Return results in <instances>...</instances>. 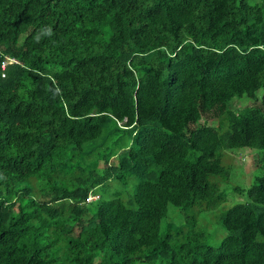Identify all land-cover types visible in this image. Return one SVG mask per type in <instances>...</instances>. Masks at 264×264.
<instances>
[{
    "label": "trees",
    "instance_id": "obj_1",
    "mask_svg": "<svg viewBox=\"0 0 264 264\" xmlns=\"http://www.w3.org/2000/svg\"><path fill=\"white\" fill-rule=\"evenodd\" d=\"M0 264H264V0H0Z\"/></svg>",
    "mask_w": 264,
    "mask_h": 264
},
{
    "label": "rangeland",
    "instance_id": "obj_2",
    "mask_svg": "<svg viewBox=\"0 0 264 264\" xmlns=\"http://www.w3.org/2000/svg\"><path fill=\"white\" fill-rule=\"evenodd\" d=\"M259 3H254L255 12H259L258 9ZM250 105L249 101H236L233 106L235 108H242L244 106ZM262 156V152L260 151H250L246 149L232 151L231 153H227L226 162L223 160V165L228 168L229 165H232L236 168L234 170L232 168V174H230V178L226 183H222V187L225 188L226 191H229L230 194L226 198V202L222 204L223 209H228L236 200L240 198L234 193V188H248L254 183V178L258 175V170H254V159L260 158ZM244 180V181H243ZM251 183V184H250ZM250 184V185H249ZM92 199V198H91ZM90 199V200H91ZM208 211L203 219H208L205 222V228H208V237L209 242L212 245H216V243L220 242L224 236L223 231L216 224L215 215L217 212ZM215 230V231H214ZM214 233H217L214 235ZM223 235V236H222Z\"/></svg>",
    "mask_w": 264,
    "mask_h": 264
},
{
    "label": "clouds",
    "instance_id": "obj_3",
    "mask_svg": "<svg viewBox=\"0 0 264 264\" xmlns=\"http://www.w3.org/2000/svg\"><path fill=\"white\" fill-rule=\"evenodd\" d=\"M7 58L11 61L10 63H8L5 67H4V69L2 68V65H3V63L7 60ZM17 63H19L17 60H15V59H13V58H10V57H8V56H5V58H4V61L2 62V64H1V68H2V70L4 71L5 69H7V66L8 65H13V64H17ZM126 117H124L123 118V121L124 122H126V120H127V118L125 119ZM92 199H97V196H95V197H92Z\"/></svg>",
    "mask_w": 264,
    "mask_h": 264
},
{
    "label": "built area",
    "instance_id": "obj_4",
    "mask_svg": "<svg viewBox=\"0 0 264 264\" xmlns=\"http://www.w3.org/2000/svg\"><path fill=\"white\" fill-rule=\"evenodd\" d=\"M11 61L7 58V60L3 63V65H2V68L4 69V67L8 64V63H10Z\"/></svg>",
    "mask_w": 264,
    "mask_h": 264
}]
</instances>
